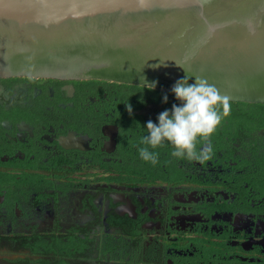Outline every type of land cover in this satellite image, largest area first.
<instances>
[{"label": "flooded vegetation", "instance_id": "1", "mask_svg": "<svg viewBox=\"0 0 264 264\" xmlns=\"http://www.w3.org/2000/svg\"><path fill=\"white\" fill-rule=\"evenodd\" d=\"M163 97L0 78V264H264V113H230L204 163L165 143L153 166L146 124L180 103ZM39 243L70 256L24 261Z\"/></svg>", "mask_w": 264, "mask_h": 264}, {"label": "water", "instance_id": "2", "mask_svg": "<svg viewBox=\"0 0 264 264\" xmlns=\"http://www.w3.org/2000/svg\"><path fill=\"white\" fill-rule=\"evenodd\" d=\"M186 76L264 103V0H0V78L172 92Z\"/></svg>", "mask_w": 264, "mask_h": 264}, {"label": "clouds", "instance_id": "3", "mask_svg": "<svg viewBox=\"0 0 264 264\" xmlns=\"http://www.w3.org/2000/svg\"><path fill=\"white\" fill-rule=\"evenodd\" d=\"M139 3L143 6L144 0ZM188 78L178 80L171 89L179 105L173 104L170 110L161 112L157 117L158 124L151 120L146 124L148 135L141 138L140 144L144 146L139 147L138 152L142 160L153 166L158 163L155 149L165 143L172 145L171 155L177 159L199 163L212 159L211 137L231 113V97L222 94L205 78L195 77L192 84L188 83ZM149 85L155 89L156 82ZM167 101L165 95L163 102ZM127 109L131 114V105Z\"/></svg>", "mask_w": 264, "mask_h": 264}, {"label": "trees", "instance_id": "4", "mask_svg": "<svg viewBox=\"0 0 264 264\" xmlns=\"http://www.w3.org/2000/svg\"><path fill=\"white\" fill-rule=\"evenodd\" d=\"M137 86V85H136ZM146 89L152 90L154 92H157L163 96L167 95L173 99L176 100L174 94L172 92H165L157 89H151L149 87H144ZM235 109L239 110V113H245V111L250 112H263L264 113V103H252V102H242V101H231V113L235 111ZM35 250V251H34ZM41 250V251H40ZM34 252H37L40 258L37 259H29L25 258L24 261H48V262H65L67 261L66 257L70 256L67 252H63L61 249L57 250L53 248V250L50 249L49 246L46 245V243H39L37 244L34 249ZM50 251H53L51 254H49ZM20 259H16V261H23Z\"/></svg>", "mask_w": 264, "mask_h": 264}]
</instances>
